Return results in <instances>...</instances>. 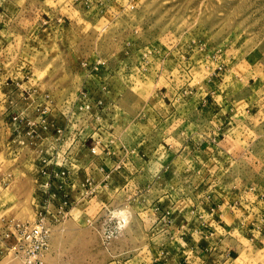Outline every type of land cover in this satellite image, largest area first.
<instances>
[{"label":"rangeland","instance_id":"rangeland-1","mask_svg":"<svg viewBox=\"0 0 264 264\" xmlns=\"http://www.w3.org/2000/svg\"><path fill=\"white\" fill-rule=\"evenodd\" d=\"M4 1L0 51L24 66L30 87L16 111L42 114L66 134L62 143L48 130L39 141L31 131L16 139L0 127V264H149L157 235L137 213L166 189L204 199L206 214L233 209L236 226L243 215L264 223V0ZM83 125L96 136L92 156L124 148L145 184L55 202L51 166L73 153L52 146ZM39 220L45 244L36 249L20 235ZM253 232L240 264H264V225Z\"/></svg>","mask_w":264,"mask_h":264},{"label":"crops","instance_id":"crops-1","mask_svg":"<svg viewBox=\"0 0 264 264\" xmlns=\"http://www.w3.org/2000/svg\"><path fill=\"white\" fill-rule=\"evenodd\" d=\"M6 3L0 0V30L7 25L5 23L10 18L4 7ZM3 47L1 46V48ZM12 63L9 54L6 51H0V77L3 76V80L0 81V105L9 108L3 116L4 120L1 121L0 127L4 124L3 127L8 131L6 132L9 138L23 139L30 135L31 131L35 137H38V141L43 139L46 130H48V133L54 134L55 142L59 140L62 143L66 133L61 131L59 125L55 127L57 124L55 120L49 121L48 117L42 116V114L34 116L33 119L22 112L23 110L16 111L17 108H22L21 103L24 104L28 99L30 87L28 77L27 80L25 79L24 66L20 64L13 66ZM77 122L80 124V120ZM46 123L49 124L46 126ZM83 130L86 132L83 133ZM94 137H96L94 133H87L86 127L83 125L78 132L74 131L68 136L69 141L68 144L64 143V149L56 150L59 144L58 146L53 144L52 152L56 155L73 153L71 154L72 161L69 160L66 164L54 162L51 166L53 179L49 184L53 190L51 192L55 202L61 203L68 199L74 206L79 202H86L98 192V189L110 191V186H116L120 191H123V188L128 187L130 182L138 188L145 184L139 179L140 171L142 172L144 168L139 166V162L134 158V160L131 159L132 156H128L129 152H124V148L117 152L116 158L110 154V152L113 153L110 149H107L108 154L102 149L97 151L96 157L92 156L90 147L93 145L91 139ZM81 151L90 154L92 159L82 161L78 156ZM131 153L134 154V151L132 150ZM140 153L144 155V152ZM140 153L138 152V155L141 157ZM44 167L45 164L42 162H38L35 166L37 168L36 187L44 186L41 183L43 182V172H45ZM61 171H64L63 176L58 173ZM153 177L155 178V175ZM153 177L146 184L149 188L156 186ZM137 179L141 181L142 185L136 181ZM38 194L40 192H37L33 198L35 214L40 211L43 202L39 201ZM141 195L145 194H139L137 198L140 200L144 198ZM203 200L174 197L173 192L166 189L163 193L150 199L144 213H137L138 218L145 221L142 224L148 234L157 235L155 248L151 247L152 239L147 246L151 256L149 264H240L244 241L248 238L252 239L253 231L259 230L264 223L258 216L250 221L248 216L243 215L241 220L244 222L237 223L236 226L231 223V220L238 221L240 218L233 213V209H230L228 213L223 212L221 211L222 205H220L218 208L213 207L218 212L217 214H206L204 207L206 205L208 207L209 204L205 205ZM111 203L108 199L103 203V206L109 208Z\"/></svg>","mask_w":264,"mask_h":264},{"label":"built area","instance_id":"built-area-1","mask_svg":"<svg viewBox=\"0 0 264 264\" xmlns=\"http://www.w3.org/2000/svg\"><path fill=\"white\" fill-rule=\"evenodd\" d=\"M85 107L88 108L89 105L87 104ZM90 151L94 153L96 149L93 147L90 148ZM58 173H60L62 176L64 175V171ZM38 214H43V213L39 211ZM45 234L46 232L44 230V227L43 225H41V221L39 220L37 221L36 224L30 226L29 228L24 227V229L21 231L20 236L26 240L27 239L32 240L35 243L36 249H41L42 247H44L45 244V240H44Z\"/></svg>","mask_w":264,"mask_h":264}]
</instances>
